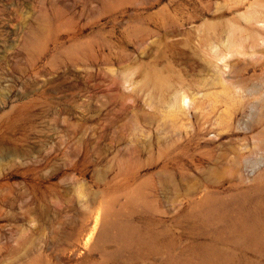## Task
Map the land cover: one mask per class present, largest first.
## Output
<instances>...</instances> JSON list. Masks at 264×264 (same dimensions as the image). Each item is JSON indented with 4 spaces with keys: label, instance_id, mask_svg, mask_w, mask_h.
<instances>
[{
    "label": "rangeland",
    "instance_id": "obj_1",
    "mask_svg": "<svg viewBox=\"0 0 264 264\" xmlns=\"http://www.w3.org/2000/svg\"><path fill=\"white\" fill-rule=\"evenodd\" d=\"M259 48L264 0H0V264H264Z\"/></svg>",
    "mask_w": 264,
    "mask_h": 264
},
{
    "label": "bare ground",
    "instance_id": "obj_2",
    "mask_svg": "<svg viewBox=\"0 0 264 264\" xmlns=\"http://www.w3.org/2000/svg\"><path fill=\"white\" fill-rule=\"evenodd\" d=\"M220 47L222 48L223 52H220L219 46H216V45L213 46L212 48L210 47V49H209L210 50V57L208 59V64L210 66H212L214 69H216L217 71L222 70V67L219 64H217V62L222 63V66L225 68L227 66V63L225 62L227 56H231L232 53H241L242 51H240V50H243V49H241V46L239 44L234 43L232 41H228V40L225 43H222L220 45ZM250 49L251 50L249 52V55L250 56H256L255 55L256 49H255V42L254 41L251 42ZM259 49H261L258 51L259 57L258 58L255 57V58H257L256 59L257 61L262 60V62H264V49H262V48H259ZM262 66H263V64H262ZM156 82H157V85L163 86L165 81L161 76H157ZM252 93L254 95H257V97L253 101L254 104H257L258 102H261L264 100L263 96L258 94L257 92H252ZM236 95H238V93ZM230 96H232V95H230ZM237 97L239 98V96H237ZM188 106H189V103H188L187 97L182 96L180 101H179L180 109L183 111L185 109V107H188ZM250 108H251V110H254L253 104L250 106ZM251 110H250L249 115H247V117H250L252 120L253 119V112ZM225 205L226 204L223 200L218 199V198H214V197H210V198L205 200V202L202 206V212L205 216L213 215V214L219 212L221 209H223ZM247 218L257 219L258 214L256 212H254L250 216H248ZM257 229H258V226H257V223L255 220H243V221L241 220L240 222L235 223L234 227H233L234 233L238 237H241V238L251 237L257 231ZM98 238H99V240L100 239L119 240V241H122L124 243L130 244L134 240L141 239V236L136 229H134L133 227H131L129 225L120 224V223H117V224L114 223V225H110L108 223H105L102 226L101 234ZM213 256H215V257H209V258L210 259L215 258L218 261V264H224V262H222V261L220 262L219 253H217L215 251V252H213Z\"/></svg>",
    "mask_w": 264,
    "mask_h": 264
}]
</instances>
